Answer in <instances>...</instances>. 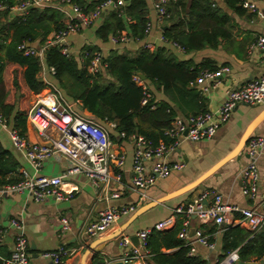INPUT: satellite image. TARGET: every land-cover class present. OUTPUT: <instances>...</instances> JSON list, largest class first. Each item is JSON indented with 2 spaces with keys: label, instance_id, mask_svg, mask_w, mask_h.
Wrapping results in <instances>:
<instances>
[{
  "label": "crops",
  "instance_id": "obj_1",
  "mask_svg": "<svg viewBox=\"0 0 264 264\" xmlns=\"http://www.w3.org/2000/svg\"><path fill=\"white\" fill-rule=\"evenodd\" d=\"M71 1L80 6L85 12H92L103 0ZM144 1L146 5L144 13L146 23L142 38L137 39L131 37L133 39L131 42L120 45L111 44L109 37L106 40L99 38L96 34L97 29L107 18H109L110 15L115 13L111 9H108L101 14L99 19H97L92 26L81 28L77 34L71 35L68 38V47L72 52V57L70 58H75L77 63L84 67V53L88 48L93 51H100L103 55V59L107 58L112 52L117 55L133 56L141 49H148L153 53L157 49H163L165 57L172 59L177 63H189V71L193 68H198V75L204 70V68L207 69L206 65L216 71L221 68L228 69V71L223 72L218 76L217 84L209 87L206 92H203L202 87L195 83L197 77L189 83L187 87L182 88L179 93L176 89L178 85L175 84L177 83V80L171 83V88L165 93L163 89L157 88L155 85L148 83L145 79L154 103H156V105L162 103L166 104L168 106L167 112H172L174 119H186L191 115L204 111L216 112L225 101L228 91L237 89L249 81L259 79L264 75V62L262 60L261 52L253 50L249 53L247 51L249 45L256 38L264 37V0H231L232 4L233 1H237L233 7L227 3V0H205L201 2V5L211 4L212 8L215 9V11H210L211 13L205 15H201L199 9H196L195 11L189 9L192 0H184L183 4L185 6V11L184 13H180V20L183 21L185 25L182 26L184 34L191 35L204 32L210 36V40L205 41L202 48L193 51H186L182 49L177 42L168 41L163 37V32L174 25L175 19L174 21L168 20L163 23L158 22L157 16L152 9V1ZM176 2H172L169 9L174 6ZM244 3L250 4L252 9H245L243 7ZM129 4L130 0L127 1L124 14L126 13V8ZM17 6L11 8L10 14L7 15V17L2 13L4 8L1 7L0 9V61H2L4 57L3 46L10 43L12 39V31L8 30V25L12 18L18 16L25 19L28 16L27 12L32 9H36L37 11L45 9L55 10L51 7L42 9L29 7L32 9L27 8L26 11L17 13L13 11ZM59 14L61 15L60 22L63 23V16L61 13ZM223 19H226L225 22L219 24L218 21H223ZM123 20L126 24V29L121 31H124L129 35L130 32L127 27L128 25L135 24V21L130 19V21L127 22L124 18ZM188 23L190 24V28H188ZM147 25L150 26V30L145 34L144 32ZM43 27L44 30L49 31L47 35L43 37V30H38L37 32L39 36L31 44H27L26 46L39 49L58 31V29H55L53 23L46 24ZM217 31L220 32L219 35L213 37V33ZM4 38L5 41L3 42ZM38 77L40 78V73L38 74ZM51 78L52 77H49L50 80ZM60 90L65 96V92L62 89ZM191 90H194L198 94L197 97L192 94L193 91ZM16 97H19V95L16 94ZM13 99V93H11V96H9L8 93L7 101H13ZM33 99L34 94H31L28 99L30 107L33 103ZM69 102L73 104L77 103V107L80 109L78 101ZM263 109L264 108L262 107L238 105L232 112L229 120L218 129L217 133L211 140L189 142L181 139L177 148L160 161L169 165L180 163L183 165V168L181 170L170 172L165 179L157 180L155 184L146 191L145 194L147 200L144 205L137 208L130 216L122 218L117 225L109 227L106 231L101 232L92 240L86 241L84 248L73 257L65 259L62 264H80L83 253L92 242L112 235L122 225L130 222L133 214H135L140 208L158 202L162 198H165L196 181L207 170L232 152L239 143L249 124ZM135 123L138 124V119L135 120ZM142 126L146 129L149 128L147 123H142ZM110 134L114 146L124 155L125 158V164L122 169L124 186L112 187L113 190L121 193L120 198L109 202L99 199L97 191L82 175H65L67 162L64 158L61 156L50 157L44 163L43 168L38 172L37 176H64L63 180L65 182V189H67L66 192L71 195V198L63 201H56L52 198H48L45 202L37 204L25 193H12L3 197L0 205V233L4 235V241L0 245V258H8L13 249V242L17 231L10 226V221L12 219L21 220L24 223L22 233L28 243L30 259L35 255L38 256L35 260L31 259V264H36L37 260L41 259L39 258V254L44 251L55 250L60 245H66L67 247L77 246L76 236L78 231L87 223L94 221L99 212L109 208H121L133 205L137 202L138 194L132 192L129 188L134 144L129 138H121L120 135L115 133L114 129L110 130ZM253 136L264 138V121L256 127L251 137ZM25 138L29 142L38 143L33 128L31 133L27 134ZM159 141L167 142V139L163 137V139L159 138L156 143L153 141L151 142L154 145H157ZM0 146L5 151L9 152L18 164V168L16 169L17 172L19 171L20 173L21 170H26L29 175H33V171L27 165L25 159L13 149L8 133L1 128ZM248 162L249 157L245 149H243L236 158L227 162L191 191L156 204L152 208L138 215L123 233L133 234L138 230L149 228L154 224L169 218L172 215L173 210L178 206H185L192 203L205 192L220 194L230 205L239 208H254L257 202L251 201L242 195V180L240 172ZM154 163L155 161H146L144 163L147 173L152 172ZM256 164L259 174V192L264 193V156L258 158ZM210 199L211 198L209 197V200ZM64 220L69 222L70 230L62 232L61 227L62 221ZM184 220L185 218L183 215H177L174 226L169 230L160 232H169L179 223L180 230L177 233L178 240L183 247H187L186 245H192L195 248L194 255H189L188 251V256L204 262L205 264H217L228 254H224L223 252L222 237L225 233L224 230L229 228L217 227L212 224L201 225L195 218H192L190 226L187 228L188 240L185 242L178 237L180 231L183 229ZM237 228L247 232L249 234L248 239L253 238L258 232L264 230L263 227L261 230L252 234V232L246 228ZM191 230L195 232L193 236L190 235ZM198 234L206 237L208 244H210L212 248L197 244L196 237ZM119 236L95 247V249L87 256L85 264H98L99 262L105 264V261L116 260L121 255ZM178 250V248L171 250L161 249V253L172 255ZM232 251L238 250L235 249ZM254 262L258 263V261L244 263ZM42 264L52 263L49 262Z\"/></svg>",
  "mask_w": 264,
  "mask_h": 264
},
{
  "label": "built area",
  "instance_id": "obj_2",
  "mask_svg": "<svg viewBox=\"0 0 264 264\" xmlns=\"http://www.w3.org/2000/svg\"><path fill=\"white\" fill-rule=\"evenodd\" d=\"M128 0H103L92 12H85L80 6L71 0H25L14 12L20 13L29 7L46 8L51 7L63 16V25L54 36L41 48L34 49L21 44L19 49L26 56H34L41 66L40 78L44 89L34 95L33 103L28 112V120L34 131L37 132L43 142L49 143L50 147L42 146L37 142H29L17 129L12 128L0 114V128L5 130L13 149L19 153L33 171L29 175L26 170L19 173L20 180L16 184L6 185L0 189V205L3 197L12 193H25L37 203H43L48 198L63 201L71 198L66 192L63 177L37 176L43 168L44 163L53 156H61L67 162L66 176L82 175L90 185L97 191L98 198L106 202L120 198L121 193L113 190V186L123 185L122 169L125 158L114 146L110 130L114 129V123L98 122L90 119L79 112L77 103H70L63 92L49 79L55 75L52 67L44 64V54L50 48H58L60 53L70 58L72 52L68 47V38L77 34L81 28H88L99 19L101 14L108 9L114 11L118 17L127 22L130 18L124 14ZM152 9L160 23L170 20L169 7L176 0H151ZM245 9H252L248 3H244ZM1 9V6H0ZM150 30L147 25L145 34ZM133 39L124 31H118L109 35V41L113 45L128 44ZM258 50L262 54L264 62V37L256 38L248 47V52ZM88 74L96 76L104 70L103 55L100 51H94L86 66ZM228 71L221 68L218 71L202 70L197 76L195 83L206 92L209 87L217 84L218 76ZM132 83L141 89V107L149 105L153 99L145 79L139 74H133ZM238 105L264 108V75L259 79L249 81L241 87L228 91L226 99L216 112H200L186 119L176 118L163 131L167 142L159 141L154 145L145 137L134 134L121 138H129L134 144V154L131 169L130 190L138 194L135 204L121 207L109 208L99 212L94 221L87 223L77 233V246L67 247L60 245L55 250L44 251L39 258L46 259L52 264H62L65 259L73 257L82 248L86 241L92 240L101 232L125 217L130 216L137 208L144 205L147 200L146 191L155 184L157 180L165 179L174 170H181L183 165L166 164L162 161L165 156L174 151L179 141L184 139L189 142L211 140L218 129L225 124L234 109ZM154 109L155 105H151ZM248 157V164L241 170L242 195L256 201L254 208H239L230 205L220 194L205 192L195 201L187 205L178 206L172 215L153 226L138 230L133 234L121 233L119 245L121 255L113 261H105V264L121 262L123 264H151L152 254L148 249V241L154 232L169 230L174 226L177 215H183V229L179 233V239L188 240L187 228L190 221L195 218L201 225L212 224L217 227L246 228L253 233L264 227V193L259 192V174L257 169L258 158L264 156V138L250 137L244 147ZM155 161L152 172L147 173L144 163ZM209 197L211 198L209 200ZM10 226L17 231L14 238L13 249L8 258H0V264H31L28 243L22 230L24 223L21 220L12 219ZM70 230V224L62 221L61 231ZM132 237L137 239V245L132 242ZM4 241V235L0 233V245ZM196 243L212 248L206 237L198 234ZM189 248V255H194L195 248ZM237 251L225 255L217 264H238Z\"/></svg>",
  "mask_w": 264,
  "mask_h": 264
},
{
  "label": "trees",
  "instance_id": "obj_3",
  "mask_svg": "<svg viewBox=\"0 0 264 264\" xmlns=\"http://www.w3.org/2000/svg\"><path fill=\"white\" fill-rule=\"evenodd\" d=\"M24 0H0L3 14L7 17L11 8ZM205 0H192L189 9H199L201 15L215 11L212 5H201ZM184 0H177L169 11L170 20L174 25L163 32V37L168 41L177 42L186 51H193L203 47L205 41L210 40L207 33L185 35L180 20V13H184ZM237 1L227 0L233 7ZM180 8V10H179ZM207 10H205V9ZM146 5L144 0H130L126 8V15L135 24L128 25L129 35L132 38H142L146 20L144 18ZM28 16L23 19L15 16L8 25L12 31L10 43L3 46V60L0 61V114L12 128L17 129L25 137L31 133L32 125L28 120L29 96L38 94L44 89L41 78L38 77L41 66L34 56H26L19 49L21 44H31L39 35L38 30H43V37L49 31L44 30V25L53 23L55 29H60L61 15L52 9L37 11L32 9L27 12ZM192 14V13H191ZM218 21L219 24L225 22ZM188 28L190 24L188 23ZM123 18L116 13L107 18L97 29L99 38L106 40L110 34L126 29ZM219 31L213 33V37L219 35ZM5 38L3 39V42ZM94 51L90 48L84 53V67L80 66L75 58L63 56L57 48H50L44 54V64L55 70L52 82L65 92L69 101H78L80 112L84 116L98 122L114 123L115 133L131 136L143 135L146 139L156 143L159 138L163 139V131L174 119L172 112L168 111L166 104L156 105L152 99L149 105L140 106L142 91L136 87L131 77L133 74L145 76L148 83L163 89L166 93L171 88V83L177 80L178 93L187 87L198 75V68L189 71V63H177L164 56L163 49H157L154 53L148 49H141L133 56L117 55L110 53L103 59L104 70L101 74L92 76L88 74L86 66ZM207 66L210 71H216ZM204 68V67H203ZM206 69V68H204ZM6 86H5V84ZM149 88V87H148ZM150 91V90H149ZM192 94L197 97L194 90ZM14 95L13 101H7L8 93ZM151 93V92H150ZM16 94L19 97H16ZM155 105V109L151 108ZM138 119V124L135 120ZM142 123H147L149 128H144ZM18 164L9 152L0 146V188L19 182ZM180 224L169 232H156L148 241V249L152 254L151 264H205L188 256L189 248L183 247L177 238ZM222 237L223 252L227 254L237 249L239 260L243 262L261 261L264 258V230L258 232L253 238L249 234L235 227L224 230ZM179 250L172 255L161 253V249ZM98 264H101L99 262Z\"/></svg>",
  "mask_w": 264,
  "mask_h": 264
},
{
  "label": "water",
  "instance_id": "obj_4",
  "mask_svg": "<svg viewBox=\"0 0 264 264\" xmlns=\"http://www.w3.org/2000/svg\"><path fill=\"white\" fill-rule=\"evenodd\" d=\"M28 9H32V8H28ZM142 79H145V76H141ZM264 121V109L254 118V120L249 124V126L247 127V129L245 130L244 134L242 135L239 143L237 144V146L232 150V152H230L227 156H225L222 160H220L219 162H217L214 166H212L209 170H207L202 176H200L196 181L192 182L191 184L185 186L184 188L174 192L173 194H170L168 196H166L165 198H162L161 200H159L158 202L152 203V204H148L142 208H140L135 214H133L132 220L124 225H122L119 229H117L112 235L101 239V240H97L92 242L88 248L86 249V251L83 253L82 257H81V261L80 264H85V260L87 258V256L95 249V247H97L98 245L114 239L116 237H118L119 235H121V233L129 226V224L141 213L145 212L146 210L152 208L153 206H155L156 204L162 203L163 201L169 200L173 197H177L179 195L185 194L189 191H191L192 189H194L195 187H197L200 183H202L204 180H206L208 177H210L213 173H215L219 168H221L223 165H225L227 162H229L230 160L236 158L244 149L247 140L252 136L254 130L256 129L257 126L260 125L261 122ZM35 134L37 136V141L39 144H41L42 146H46V147H50L49 143L43 142L41 140V138L39 137V135L37 134V132L35 131ZM194 231L191 230L190 235L193 236L194 235ZM132 242L134 243V245H137V239L135 237H132ZM36 258H38L37 255L33 256L31 259L35 260ZM110 264H123L121 262H112ZM238 264H264V259L261 260L258 263H244L241 262L240 260L238 261Z\"/></svg>",
  "mask_w": 264,
  "mask_h": 264
},
{
  "label": "rangeland",
  "instance_id": "obj_5",
  "mask_svg": "<svg viewBox=\"0 0 264 264\" xmlns=\"http://www.w3.org/2000/svg\"><path fill=\"white\" fill-rule=\"evenodd\" d=\"M36 262V261H35ZM42 263H49V261L48 260H46V259H39V260H37V262H36V264H42Z\"/></svg>",
  "mask_w": 264,
  "mask_h": 264
}]
</instances>
